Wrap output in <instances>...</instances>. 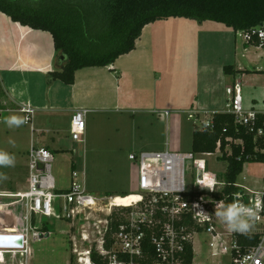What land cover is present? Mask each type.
<instances>
[{
  "label": "rangeland",
  "instance_id": "obj_1",
  "mask_svg": "<svg viewBox=\"0 0 264 264\" xmlns=\"http://www.w3.org/2000/svg\"><path fill=\"white\" fill-rule=\"evenodd\" d=\"M31 32L0 12V58L7 67L0 68V152L13 160L9 166L0 165V194H17L27 188L26 155L31 143L54 149L53 173L59 188L70 186L74 167L80 171L85 168L87 189L104 197L103 205L114 194H141L139 164L129 155L166 149L192 151L196 127L188 118L189 110H199L201 119L213 111L226 110L225 91L233 87L237 78L243 87L245 109L251 105L264 108V47L246 42L242 31L219 22L201 23L180 17L153 22L144 28L136 49L122 55L117 65L79 70L78 79L83 78L85 84L74 88L61 80L51 85L41 70L30 68L27 57L31 47L39 62H52L55 69L58 55L51 37L39 35L42 31ZM226 66H232L231 73L225 71ZM118 74L123 77L120 79ZM12 89L16 96L23 97L22 101L11 99ZM75 94H85V101L79 100L77 107L71 103ZM24 103L36 108L34 132L24 123L20 111ZM45 104L50 106L48 110ZM73 106L90 111L85 143L72 138V114L68 108ZM166 111H170L169 115ZM10 117H18L22 123L9 126ZM59 135L63 136L61 140ZM221 156L217 151L207 159L209 172L224 180L228 161ZM263 175L260 162L248 161L238 180L261 186ZM192 180L194 175L188 179ZM10 201L0 197V205L16 211L15 205H4ZM110 208L113 214L126 207ZM106 214L100 210L92 215L90 223L82 219L73 226L64 220L42 217L50 235L30 242L34 254L6 253L0 264H79L78 252L91 242L97 245L100 235L94 223L106 218ZM217 221L221 232L229 230L218 217ZM84 232L90 236L88 242L82 239ZM208 236L195 237V250L198 259L211 261ZM228 261L229 256H225L220 263Z\"/></svg>",
  "mask_w": 264,
  "mask_h": 264
},
{
  "label": "built area",
  "instance_id": "obj_2",
  "mask_svg": "<svg viewBox=\"0 0 264 264\" xmlns=\"http://www.w3.org/2000/svg\"><path fill=\"white\" fill-rule=\"evenodd\" d=\"M242 32L246 42L255 44L258 40L259 47H264V23ZM227 101L226 110L213 111L202 119L199 110H189L188 118L193 119L194 125L199 128H212L215 113H230L234 116L236 126L246 128L253 135L254 157L264 155V108L256 109L251 105L245 109L239 78L234 80L232 88L227 89ZM20 111L24 114V123L33 128L36 108L24 103ZM89 112L87 108H77L72 114V138L77 143H85L86 117ZM169 113L165 112L166 115ZM237 143L243 145V140H237ZM218 146L220 148V142ZM219 148L217 151H220ZM213 154L173 152L168 149L131 153L129 158L139 164L142 198L135 204L123 206L128 209L119 212V227L112 236V246L107 247L105 236L110 226L112 201L103 205L104 197L88 191L85 168L82 171L74 168L70 186L59 188L53 173L54 152L47 147L32 146L28 152L27 188L17 194H0V197L11 199L4 205H15L16 209L10 211L0 208V254L21 252V255H25L27 252L31 256L30 242L50 235L42 217L64 220L73 226L82 219L90 223L92 215L101 210L107 214L106 218L94 223L100 235L97 245L91 242L88 248L78 252L79 264H96L92 260L94 253L107 264H221L225 256H229L226 264H264V175L261 186H251L237 180V191L221 198L216 197L214 194L223 191L227 183L225 179L219 180L209 172L207 157ZM254 162L264 166V160ZM193 175L194 180L188 181ZM209 185L215 191L209 190ZM235 200L257 213L250 221L252 227L246 234H260L261 240L246 252L242 251L237 239L241 233L230 230L221 232L215 215L218 203L227 205ZM102 224L103 229L100 228ZM198 234L209 235L207 243L211 261L198 259L195 250V237ZM72 239L75 241V237ZM82 239L88 242L90 236L84 232ZM9 240H16L18 246L6 245ZM189 248L192 253L190 262L187 259ZM77 251L75 246L74 252Z\"/></svg>",
  "mask_w": 264,
  "mask_h": 264
},
{
  "label": "trees",
  "instance_id": "obj_3",
  "mask_svg": "<svg viewBox=\"0 0 264 264\" xmlns=\"http://www.w3.org/2000/svg\"><path fill=\"white\" fill-rule=\"evenodd\" d=\"M0 12L23 26L48 31L57 54L65 52L70 58L52 76L73 85L80 69L112 66L122 55L135 50L144 28L153 22L180 17L201 23L215 21L236 31H249L264 23V0H0ZM252 45L260 43L256 40ZM232 69L225 67L227 73ZM213 123L212 128L195 126L192 151L216 153L220 142L221 158L228 161L227 185L214 194L221 198L238 190L235 184L245 163L263 161L264 155L254 157L253 135L236 126L232 114L217 112ZM237 140H243V145ZM127 209L121 208L119 212ZM119 212L110 217L105 236L107 247L112 246V236L119 227ZM237 239L246 252L259 244L261 236L239 234ZM191 258L189 248L188 262ZM92 260L107 264L96 253Z\"/></svg>",
  "mask_w": 264,
  "mask_h": 264
},
{
  "label": "clouds",
  "instance_id": "obj_4",
  "mask_svg": "<svg viewBox=\"0 0 264 264\" xmlns=\"http://www.w3.org/2000/svg\"><path fill=\"white\" fill-rule=\"evenodd\" d=\"M7 123L9 126H18L22 123V120L18 117H10ZM12 163L13 160L8 154L0 152V165L9 166ZM208 188L211 191H215L212 185H209ZM215 215L227 224L230 231L246 234L252 227L250 221L256 217L257 213L253 208L246 206L239 200H235L233 203L227 205L223 202L218 203Z\"/></svg>",
  "mask_w": 264,
  "mask_h": 264
},
{
  "label": "crops",
  "instance_id": "obj_5",
  "mask_svg": "<svg viewBox=\"0 0 264 264\" xmlns=\"http://www.w3.org/2000/svg\"><path fill=\"white\" fill-rule=\"evenodd\" d=\"M4 14V13H3ZM6 15V14H5ZM8 17V16H7ZM9 18V17H8ZM14 23H16V22H14ZM19 24V23H18ZM19 25H21V24H19ZM21 26H23V25H21ZM23 27H25V30H26V32H30V33H32L31 31L32 30H35V29H32V28H30V27H28V26H23ZM35 31H42V30H35ZM39 33V32H38ZM41 33H43V34H41ZM39 35H42V37H45V39L47 38V37H51L52 38V36H51V34L48 32V31H42ZM47 33V34H46ZM46 35H48V36H46ZM51 38H49V39H51ZM52 41H53V38H52ZM54 43V42H53ZM54 49H55V47H54ZM33 51H34V49H33V47H31V49L29 50V56L27 57V60L29 61V66H30V68H32V69H36V70H41L42 72V74H43V76L44 77H46L47 79H49V84H51V85H53L54 83H55V81L56 80H58V79H54L53 78V76H52V73L56 70V69H60V68H58L57 67V58H56V69H55V67H53V64H52V62H50V60H52L51 58H53V56L50 58V60H49V62L50 63H44V62H39L35 57H34V53H33ZM117 62H118V60H117ZM117 62L114 64V65H112V66H115V65H117ZM6 66H5V64H4V61L0 58V68H5ZM108 67V66H107ZM7 68V67H6ZM84 69V68H83ZM81 70V69H80ZM116 70V69H115ZM117 71V70H116ZM39 72V71H38ZM78 72V71H77ZM77 74L78 73H76V81H75V83L73 84V85H67V86H70V87H77V86H79V85H83V83L85 84V82H84V79L83 78H79L78 79V76H77ZM118 77L121 79L122 77H123V75L122 74H118ZM50 85V86H51ZM80 86V87H81ZM228 89V88H227ZM227 89H226V91H225V93H226V95H227ZM14 89H12V92L10 93V95H11V99L13 100V101H22L21 99L23 98V97H18V96H16V94H14V91H13ZM23 93H21V95H22ZM84 97H85V94H81V95H78V94H75V95H73V99L71 100V103H72V105H74V106H76L77 107V105H78V103H79V100L80 101H85V99H84ZM56 102H59V100H55ZM31 105H32V103H30ZM33 106V105H32ZM74 106L73 107H70V108H68V109H70V113L71 114H73L74 113V111H75V109H77V108H74ZM34 107V106H33ZM44 108H45V110H48V108H50V106L48 105V104H45L44 105ZM58 109H61V108H58ZM36 113V112H35ZM34 116H35V114H34ZM71 117H72V115H71ZM30 128H31V130H32V132H34L35 131V128H34V119H33V128H32V126H30ZM39 131H41V132H43V133H46L47 131H49L50 132V130L48 129L47 131H45L44 129L43 130H40L39 129ZM60 139L59 140H61L62 139V137L63 136H61V135H59L58 136ZM59 140H58V142H59ZM32 146H36V147H47V148H49L50 150H54V149H52L51 147H50V145H46V146H38V145H34L33 143H31V146H30V148L32 147ZM30 148H29V150H30ZM29 150H28V152H29ZM28 152H27V155H26V158H27V163L26 164H28ZM54 152V151H53ZM55 154V153H54ZM208 163H209V160H208ZM73 169H74V167H73ZM27 170H28V167H27ZM28 173V172H27ZM131 193V192H130ZM133 193V192H132ZM128 194V193H127ZM114 195H118V194H114ZM125 195V194H124ZM32 254H34V252H33V249H32ZM0 263H3L4 262V260H5V258H4V255L3 254H0Z\"/></svg>",
  "mask_w": 264,
  "mask_h": 264
},
{
  "label": "bare ground",
  "instance_id": "obj_6",
  "mask_svg": "<svg viewBox=\"0 0 264 264\" xmlns=\"http://www.w3.org/2000/svg\"><path fill=\"white\" fill-rule=\"evenodd\" d=\"M141 194L140 193H128L127 195H114L110 198L112 201L113 206H130L132 204H135V202H138L141 200ZM0 208L4 209V206H0ZM15 244V245H14ZM8 246H18V242L16 240H9L6 244Z\"/></svg>",
  "mask_w": 264,
  "mask_h": 264
},
{
  "label": "water",
  "instance_id": "obj_7",
  "mask_svg": "<svg viewBox=\"0 0 264 264\" xmlns=\"http://www.w3.org/2000/svg\"><path fill=\"white\" fill-rule=\"evenodd\" d=\"M70 58L67 53L61 52L57 55V67L62 68L67 62H69ZM49 234H46V237Z\"/></svg>",
  "mask_w": 264,
  "mask_h": 264
}]
</instances>
